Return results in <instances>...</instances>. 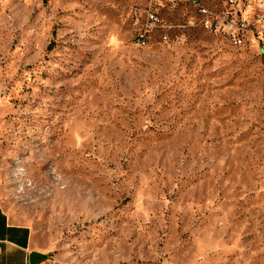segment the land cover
Returning a JSON list of instances; mask_svg holds the SVG:
<instances>
[{
    "label": "rangeland",
    "instance_id": "obj_1",
    "mask_svg": "<svg viewBox=\"0 0 264 264\" xmlns=\"http://www.w3.org/2000/svg\"><path fill=\"white\" fill-rule=\"evenodd\" d=\"M257 2L242 45L184 2L138 45L147 0H0V200L43 264H264Z\"/></svg>",
    "mask_w": 264,
    "mask_h": 264
},
{
    "label": "built area",
    "instance_id": "obj_2",
    "mask_svg": "<svg viewBox=\"0 0 264 264\" xmlns=\"http://www.w3.org/2000/svg\"><path fill=\"white\" fill-rule=\"evenodd\" d=\"M148 6L146 10L145 23L135 36L138 45L145 44L148 35L152 31L164 30L168 25L159 17L158 11L155 9L157 5L176 6L178 3L184 2L194 7L197 12L203 16V25L206 29L223 33L231 44L242 45L245 43L246 35L252 31L255 26L254 18L246 13L245 7L252 0H223L222 11L213 18H210V11L202 3V0H147ZM257 8L260 13H255L256 18H264V0H258ZM166 39V35L163 36Z\"/></svg>",
    "mask_w": 264,
    "mask_h": 264
},
{
    "label": "crops",
    "instance_id": "obj_3",
    "mask_svg": "<svg viewBox=\"0 0 264 264\" xmlns=\"http://www.w3.org/2000/svg\"><path fill=\"white\" fill-rule=\"evenodd\" d=\"M32 251L43 253L34 244L31 226L11 215L0 200V264H29Z\"/></svg>",
    "mask_w": 264,
    "mask_h": 264
},
{
    "label": "water",
    "instance_id": "obj_4",
    "mask_svg": "<svg viewBox=\"0 0 264 264\" xmlns=\"http://www.w3.org/2000/svg\"><path fill=\"white\" fill-rule=\"evenodd\" d=\"M28 258L29 264H38L45 260L46 255L40 252L32 251L29 253Z\"/></svg>",
    "mask_w": 264,
    "mask_h": 264
}]
</instances>
